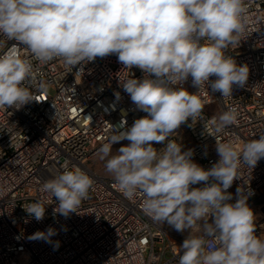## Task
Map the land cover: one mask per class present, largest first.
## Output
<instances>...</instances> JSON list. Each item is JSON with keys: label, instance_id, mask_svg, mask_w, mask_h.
<instances>
[{"label": "clouds", "instance_id": "clouds-1", "mask_svg": "<svg viewBox=\"0 0 264 264\" xmlns=\"http://www.w3.org/2000/svg\"><path fill=\"white\" fill-rule=\"evenodd\" d=\"M246 28L245 0H0V47L17 42L0 55V107L19 109L34 100L24 86L33 79V64L21 57L19 46L40 63L61 58L75 67L116 55L124 69H140L142 79L130 76L120 86L147 115L130 127L123 118L113 125L99 159L126 199L140 197L143 213L154 223L189 232L178 264H264V239L256 235L248 205L251 191L237 187L234 203L228 191L241 179V167L253 169L264 158V134L241 149L216 140L219 159L208 169L194 162L192 149L170 139L190 119L205 122L201 89L226 98L234 85L246 84L248 66L225 55L230 45L240 44ZM189 77L198 92L183 87ZM114 95L120 99L119 92ZM237 119L235 108L224 111L212 121L215 133ZM124 140L129 143L112 155L113 144ZM154 144L165 146L158 150ZM197 184L203 186L193 187ZM92 186L81 169L65 166L41 191L58 202L54 214L67 218L79 214ZM24 210L39 222L46 207L38 200ZM56 234L49 227L28 239L52 244ZM58 247L56 241L54 250Z\"/></svg>", "mask_w": 264, "mask_h": 264}, {"label": "built area", "instance_id": "built-area-1", "mask_svg": "<svg viewBox=\"0 0 264 264\" xmlns=\"http://www.w3.org/2000/svg\"><path fill=\"white\" fill-rule=\"evenodd\" d=\"M245 3L246 31L240 44L230 45L225 55L248 66L246 84L234 85L232 96L226 98L210 88L197 93L204 106L217 104L222 113L235 108L237 123L217 134L212 123L217 118L203 110L205 122L190 119L170 137L183 150L192 149L194 162L205 169L219 159L216 140L241 149L264 134V0ZM16 43L7 41L0 55ZM18 53L33 64V79L24 86L34 100L19 109L0 107V264H178L183 240L170 234L172 227L154 223L143 213L139 196L129 201L114 177L89 166L112 134L113 125L123 118L130 127L135 119L147 115L135 109L120 86V80L130 76L142 79L143 72L135 67L124 69L116 55L73 67L61 58L40 63L23 46ZM183 87L198 92L191 77ZM187 135L192 138L190 144ZM153 146L159 150L165 145ZM65 166L79 168L93 180L79 214L67 218L54 214L58 202L41 191L42 184L61 174ZM239 175L241 179L228 189L233 195L230 202H235L237 187L251 191L248 205L256 216V235L264 239V158L253 169L241 167ZM38 200L46 207L39 222L24 210ZM49 227L57 232L51 237L52 244L28 239ZM56 241L59 247L54 250ZM207 243L214 241L208 238Z\"/></svg>", "mask_w": 264, "mask_h": 264}, {"label": "rangeland", "instance_id": "rangeland-1", "mask_svg": "<svg viewBox=\"0 0 264 264\" xmlns=\"http://www.w3.org/2000/svg\"><path fill=\"white\" fill-rule=\"evenodd\" d=\"M203 110L205 112L211 114L212 116H215L217 119L222 114V111L220 110V108H219V106L217 104H211V105L204 106V109ZM184 125L185 124L181 125V127L179 129H182L184 127ZM187 138H188V143L189 144L192 143L191 136L190 137L188 136ZM128 143L129 142L127 140L121 141L119 143H115L113 145L112 155H116L117 154L116 150H118L121 146L127 145ZM89 166L91 167L92 170L96 171L97 173H100V174H103V175H106V176L113 177V175L106 170V168H105V162L99 159L98 153H96L91 158V160L89 162ZM170 234L174 238L184 240L189 235V232L188 231H185L184 233H179V232L175 231L172 228L170 230ZM192 234L193 235H200L201 233H199L196 230H193Z\"/></svg>", "mask_w": 264, "mask_h": 264}]
</instances>
